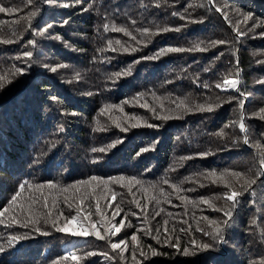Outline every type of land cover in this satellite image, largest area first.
<instances>
[{
    "label": "trees",
    "instance_id": "trees-1",
    "mask_svg": "<svg viewBox=\"0 0 264 264\" xmlns=\"http://www.w3.org/2000/svg\"><path fill=\"white\" fill-rule=\"evenodd\" d=\"M0 6V264H264V0Z\"/></svg>",
    "mask_w": 264,
    "mask_h": 264
},
{
    "label": "snow or ice",
    "instance_id": "snow-or-ice-1",
    "mask_svg": "<svg viewBox=\"0 0 264 264\" xmlns=\"http://www.w3.org/2000/svg\"><path fill=\"white\" fill-rule=\"evenodd\" d=\"M28 3H29V5H31V4H32V0H28ZM67 6H68L67 4L64 5V7H67ZM215 10H216L217 12H221V11H222V10H221L220 8H218V7H217ZM15 11H16V9L13 8V7H3V6H0V13H9V14H11V13H13V12H15ZM32 15H33V17H35V16H36V13L33 12ZM182 18H183V17H182ZM249 18H250V17L245 16L244 19H245V21H247ZM49 27H51V25H49ZM105 29L107 30V25H105ZM113 30H114V31H124V29H121V28H113ZM166 30H168V29H166ZM175 30L179 31V29H175ZM37 31H38V29H37ZM125 34L127 35L128 33L125 32ZM238 35H243V33H239V32H238ZM261 35H264V33H262ZM28 43H29V44H32L33 41L30 40V41H28ZM110 43H111V42H110ZM116 43L119 44L120 41H116ZM218 43H224V42H223V41H220V42H218ZM189 50H191V49H189ZM195 50L204 51V50H206V49H204V48H200L199 46H197ZM133 51H135V49H133ZM179 51H185V49H182V48H167V49H161V50H160V51H159L154 57H146L145 59H155V58H158L159 56L164 55V54H166V53H168V52H179ZM32 55H33V53H31V52H25V56H27V57H31ZM236 63H237V65L239 64V60H238V59H237ZM52 71L55 72L56 69L53 68ZM17 72H22V69H19V68H18V69H17ZM127 74H128V73H120V72L114 73V75H115V76H118V77L121 76V75H127ZM237 75H238V74H237ZM237 83H238V82H237V80H235V79L225 80V81H224V85H226V86H230L232 89H235V90L239 91V88L237 87ZM216 87L219 88V87H221V85L217 84ZM125 103H127V101H125ZM113 107H114V106H113ZM207 110H208V111H211L212 109H211V108H208ZM261 111L264 112V109H262ZM157 118H160V117L157 116ZM163 118H164V119H168L169 117L165 116V117H163ZM134 126H135V125H134ZM149 126H152V125H149ZM240 130H241V132H244V131H245V124H244V123H241V124H240ZM244 142H245L246 144L249 143V141H248L247 139H245ZM93 151H97V149H93ZM100 151H103V149H100ZM211 175H215V174L212 173ZM235 175L239 176V173H235ZM91 179H92V180H97L98 178H97V177H92ZM133 179H134V178H133ZM80 183H87V181H82V182H80ZM38 187H43V186H38ZM48 187H49V188H55L56 185L50 183V184L48 185ZM20 188L23 189V188H24V185H23V184L20 185ZM63 191H64V192H67L68 189L65 188V189H63ZM20 194H21L20 192H17V193L11 198L12 201H15V200L17 199V197H18ZM239 195H240V193H239L238 191H232V193H231L230 195H227V200H228V201H232V202L234 203V205H236V204L239 203V201H238V197H239ZM55 203H56V202H55V200H54V201H53V206H55ZM65 205H66V207L69 208V209H71V208L73 207L72 202H70V201L68 200V198H65ZM44 207H45V208L48 207V205H47V200H46V199H45ZM117 208L119 209V205H117ZM4 211L6 212L7 209H5ZM99 212H100V208L97 207V213H99ZM116 214H118V213H114V216H115ZM3 215H4V212H0V216H3ZM227 215H228L229 217H231L233 214L230 212V213H228ZM50 216H51V213H49V217H50ZM61 216H63V213H61ZM49 217H46V218H45V222H47V219H48ZM64 219H66V220H69V219H70V220H75V219H76V216L73 215V216H71L70 218H69V217H64ZM83 219H84V220H88L89 218H88V216H85V217H83ZM28 222H30V223H35V222H37V221L29 220ZM228 223H230V221H228ZM120 224L123 225V224H124V221L121 220V221H120ZM52 226L55 228V231H56V232H59V233H65V234H68V233H69V227H70L69 224H65L64 227H60V226L57 225V221H56V220H53V222H52ZM36 231L39 232L40 229L37 228ZM120 231H121V228H120V227H115L114 230L111 232V235H112V236H116L118 233H120ZM181 231H184V229H181ZM197 231H203V230L198 228ZM43 234H47V233H43ZM70 235H72V236H74V237H87V236H89V235H95L98 239H101V240L104 239V236L101 235V233L96 229V225H95L94 223H91V222H90V224H89L88 227H83V228H80L79 230H75V229L71 230ZM204 235H209V233L205 231V232H204ZM12 239H16V238L13 237ZM131 239H132L133 241H136V240H137V236L134 234V235L131 236ZM213 240H214V241H218V242L221 243V244L224 243V236H223L221 230H220L218 227H217V229H216V234L213 236ZM9 242L11 243V241H9ZM157 242L159 243V240H158ZM179 243H180V238L177 237V239H176V243H175V244L168 243V247H178V246H179ZM192 243L195 244V241L193 240ZM124 244H125V240L121 239V240L119 241V243H112V244H111V248H112V249H120L121 245H124ZM202 248H203V250H205V251H210V250H212L213 248H215V243H213V244H207V243H205V244L202 245ZM3 251H5V249L0 248V252H3ZM184 253H185V254H188V249H187V248L184 249ZM158 254H159V253L153 252V255H158ZM71 259H72V260H77V256L72 255V256H71Z\"/></svg>",
    "mask_w": 264,
    "mask_h": 264
},
{
    "label": "rangeland",
    "instance_id": "rangeland-1",
    "mask_svg": "<svg viewBox=\"0 0 264 264\" xmlns=\"http://www.w3.org/2000/svg\"><path fill=\"white\" fill-rule=\"evenodd\" d=\"M225 89L226 90H231V88H230V86H226L225 85ZM234 91H235V89H234ZM236 92V91H235ZM245 139L246 138H244V141H245ZM244 145H246V143L244 142ZM72 222V221H71ZM72 224H74V225H80L79 223H76V220H74L73 222H72ZM82 227V226H81ZM71 246L68 244H66V245H64L63 247H62V249H61V251L63 252V254L65 255V256H70V253H71Z\"/></svg>",
    "mask_w": 264,
    "mask_h": 264
},
{
    "label": "water",
    "instance_id": "water-1",
    "mask_svg": "<svg viewBox=\"0 0 264 264\" xmlns=\"http://www.w3.org/2000/svg\"><path fill=\"white\" fill-rule=\"evenodd\" d=\"M236 92H238L237 90H235Z\"/></svg>",
    "mask_w": 264,
    "mask_h": 264
}]
</instances>
